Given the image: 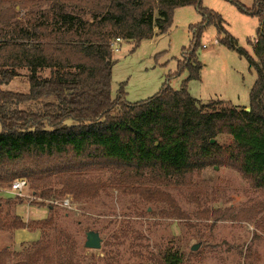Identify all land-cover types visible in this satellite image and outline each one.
<instances>
[{
	"label": "trees",
	"instance_id": "trees-1",
	"mask_svg": "<svg viewBox=\"0 0 264 264\" xmlns=\"http://www.w3.org/2000/svg\"><path fill=\"white\" fill-rule=\"evenodd\" d=\"M9 1L0 0V4ZM27 1L34 6L51 3L54 11L51 19L43 13L34 20L1 22L20 43L8 41L0 46V53L5 48L17 51V67L29 70L30 93L3 90L18 73L14 68H0V231H44L54 225L52 215L25 221L19 215L10 218L9 212L3 213V203L13 199L1 197L2 189L21 178L27 179L35 197L45 201L68 193L81 201L98 195L97 189L75 183L72 177L96 168H118L120 176L136 184L168 183L226 163L237 168L254 188L264 189V29L248 41L251 55L239 47L223 18L202 6L203 0ZM237 5L243 14L264 21V0H254L252 9ZM187 6H196L202 20L191 25L193 42L183 49L174 75L146 100L128 102L123 86L113 98L115 40L138 46L167 34L175 10ZM209 25L217 28L219 43L245 57L256 72L248 108L229 105L208 112L188 91V83L200 80L204 69L197 50ZM58 65L60 70L49 78L38 74L42 68ZM185 71L189 75L182 89L173 90L169 80ZM48 97L54 101L39 111L11 108L17 101ZM224 134L232 137L226 146L218 141ZM132 188L151 200L161 199L159 193ZM47 208L50 214L54 212L53 205ZM42 241L36 243L41 246L37 255L17 264H32L34 257L45 253L47 246ZM9 256L6 249L0 251V264H7ZM183 262L182 254L168 252L161 264Z\"/></svg>",
	"mask_w": 264,
	"mask_h": 264
},
{
	"label": "rangeland",
	"instance_id": "rangeland-1",
	"mask_svg": "<svg viewBox=\"0 0 264 264\" xmlns=\"http://www.w3.org/2000/svg\"><path fill=\"white\" fill-rule=\"evenodd\" d=\"M30 3L11 0L0 4V46L5 47L8 41L20 43L7 33L11 29L4 28L2 21L12 18L15 22L34 20L43 13L51 19L54 11L51 3L37 6ZM237 3L248 9L254 6V0H203L202 6L220 15L239 47L253 55L248 41H253L258 30L264 29V21L243 14ZM201 20L196 6L177 8L167 34L145 40L138 46L122 40L120 52L114 51L113 98L117 97L121 86L130 103L157 94L167 83L168 76L177 71L183 49L193 42L191 25ZM197 55L204 69L200 80H191L187 86L191 96L207 106L206 111L221 110L229 105L250 107L256 72L245 57L219 43L215 25L206 28ZM17 60V51L12 48H5L0 53V68H14L18 73L2 88L28 95L29 70L17 67ZM58 70L59 65L48 66L40 69L38 74L49 78ZM188 75L185 71L181 76L173 77L168 82L170 87L175 91L182 89ZM53 101L49 97L17 101L11 108L39 111L44 104ZM218 141L226 146L232 143V137L224 134ZM120 173L121 170L111 167L73 176V182L97 189L98 195L81 201H76L70 193L45 201L34 196L30 184L25 196L18 200L16 197L20 196L11 192L13 183L4 187L1 197L13 200L1 207L3 213L9 212L10 218L19 215L23 220L38 221L49 215L54 217L52 227L44 231L33 230L41 232L38 241L21 247H15L16 230L0 231V251L6 249L11 253L7 264L24 262L37 255L41 246L37 247L36 243L41 239L47 249L34 257L32 264H161L168 252L182 254L183 264H264V189L254 188L234 166L226 163L211 166L168 183L136 184ZM55 187L62 189L59 185ZM132 187L159 193L166 202L155 197L151 200ZM65 200H69V206H64ZM48 205L55 207L51 214ZM10 218L7 217L9 221ZM89 231L100 233L101 249L85 247ZM21 237L24 234L17 236L16 241ZM194 245H199L197 251L192 250Z\"/></svg>",
	"mask_w": 264,
	"mask_h": 264
},
{
	"label": "built area",
	"instance_id": "built-area-1",
	"mask_svg": "<svg viewBox=\"0 0 264 264\" xmlns=\"http://www.w3.org/2000/svg\"><path fill=\"white\" fill-rule=\"evenodd\" d=\"M122 39L117 38L115 42L113 43V53L120 52V44ZM203 47H206L205 45ZM29 189V182L25 178L17 179L13 182L11 187V192L14 193L17 196L23 197L25 196V191ZM69 200H65L64 206H69Z\"/></svg>",
	"mask_w": 264,
	"mask_h": 264
},
{
	"label": "crops",
	"instance_id": "crops-1",
	"mask_svg": "<svg viewBox=\"0 0 264 264\" xmlns=\"http://www.w3.org/2000/svg\"><path fill=\"white\" fill-rule=\"evenodd\" d=\"M27 220H30V219L27 218ZM27 220H25V221H27ZM20 234H24V237H23L24 239L21 237V239L19 241H16L17 236H20ZM40 238H41V232L40 231H29L26 229L16 230L15 231V247L17 248V247H21L22 245H26L25 243L36 242Z\"/></svg>",
	"mask_w": 264,
	"mask_h": 264
},
{
	"label": "water",
	"instance_id": "water-1",
	"mask_svg": "<svg viewBox=\"0 0 264 264\" xmlns=\"http://www.w3.org/2000/svg\"><path fill=\"white\" fill-rule=\"evenodd\" d=\"M102 242H103V239L101 238V235L99 232H96V231L87 232L86 243H85V247L87 249L99 250L102 247ZM198 249H199V245H194L192 247L193 251H197Z\"/></svg>",
	"mask_w": 264,
	"mask_h": 264
}]
</instances>
